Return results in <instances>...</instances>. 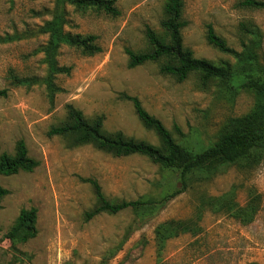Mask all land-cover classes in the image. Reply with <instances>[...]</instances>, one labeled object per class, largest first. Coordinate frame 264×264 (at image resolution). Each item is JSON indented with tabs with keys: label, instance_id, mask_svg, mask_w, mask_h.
<instances>
[{
	"label": "rangeland",
	"instance_id": "obj_1",
	"mask_svg": "<svg viewBox=\"0 0 264 264\" xmlns=\"http://www.w3.org/2000/svg\"><path fill=\"white\" fill-rule=\"evenodd\" d=\"M243 1L184 0L188 22L182 31L184 46L196 58L216 65L229 63L237 78L245 77L243 69L250 68L211 46L207 28L212 25L240 53H246L247 45L251 54L243 58L251 57L253 64L248 75H264V10L244 7ZM56 3L0 0V89H10L8 98L0 99V149L14 155L17 142L24 140L29 156L38 163L33 172L0 175V186L10 191L1 199L0 264H156L155 229L168 220H194L203 228L200 234H181L167 243L168 264H264V161L249 167L229 165L210 180L194 182L144 224L136 221L131 210L86 221V213L98 206V200L84 179L97 180L113 203L158 200L178 189L180 180L178 172L145 156L118 157L95 144L71 148L69 138L49 136L53 126L67 121L68 104L89 120L104 115L108 135L121 131L127 138L159 146V138L144 127L123 95L138 97L178 143L201 150L231 128L233 121L251 114L258 98L254 90L233 80H212L204 87L199 75L191 74L178 81L161 73L165 61L129 68L127 49H150L147 28L167 38L162 27L167 0H117V17L67 5L65 31L96 35L102 51L87 56L63 45L56 61L60 67H72V72L51 73L43 51L49 34L40 28L52 20ZM243 25L256 26L258 35L247 34ZM51 74L60 89L53 99L48 95ZM13 76L31 81L15 87ZM34 79L39 84H33ZM252 191L260 210L249 225L203 204L208 197L229 193L244 205ZM32 208L37 209V236L22 242L29 232L24 227L8 237L20 212ZM125 236L128 242L113 254ZM143 238L148 243L142 247L138 242Z\"/></svg>",
	"mask_w": 264,
	"mask_h": 264
},
{
	"label": "trees",
	"instance_id": "obj_2",
	"mask_svg": "<svg viewBox=\"0 0 264 264\" xmlns=\"http://www.w3.org/2000/svg\"><path fill=\"white\" fill-rule=\"evenodd\" d=\"M116 3L117 0H57L52 20L47 21L40 28L41 32L49 34L48 44L43 48V51L46 54L45 61L50 65L51 73L69 75L72 72V67H60L56 61V56L63 45L77 48L87 56H94L102 51L96 35L74 34L65 31V24L67 23L66 6L92 9L117 17L120 15V10ZM241 5L264 10V1L245 0ZM187 26L188 22L184 19V0H167L165 19L162 22L167 38L165 39L153 29L147 28L146 36L150 49L145 52H135L127 49L129 68L165 61L162 64L161 73L171 75L181 82L188 79L191 74H198L204 87H207L212 80L241 82V88L256 92L258 101L253 112L233 121L232 127L223 131L213 144L201 150H195L178 143L163 122L144 108L138 97L123 95L124 99L133 104L144 127L153 131L159 138V146L147 141L127 138L121 131L108 135L104 132V121L106 119L104 115L89 120L82 111L74 105L68 104L66 107L67 121L59 126H53L49 131V136L69 138L72 141L71 148L95 144L99 149L118 157L145 156L164 169L178 172L180 180L178 189L158 200L147 198L113 203L106 198L97 180L84 179L85 182L92 185L98 200V206L86 213V221H91L103 213L117 215L123 211L131 210L135 213L136 221L144 224L154 219L170 201L187 192L194 182L210 180L229 165L249 167L264 161V75H248L253 66L251 63L252 58H243V56L251 54L250 48L244 45L246 48L245 54L236 51L228 46L227 42L215 32L212 25H208V43L220 52L234 56L250 68L243 69L245 77L237 78L229 63L224 62L221 65H216L209 60L196 58L194 53L184 46L182 31ZM242 28L252 36L259 33L256 26L243 25ZM53 77L51 74L47 80L48 95L51 99L60 91L55 86ZM12 80V85L15 87L28 84L31 81L29 78L19 76H13ZM33 84H39V81L36 80ZM9 92V88L0 89V99L8 98ZM177 130L182 137H185L179 127H177ZM37 166V161L29 156L24 140L17 142L14 155L1 152L0 149V175H17L20 171L33 172ZM9 194L8 189L0 186V209L2 208L1 199ZM203 204L211 207L217 213L227 214V216L244 225L253 223L260 210L258 196L253 191L250 194L249 201L244 205L234 201L229 193L219 197H208ZM36 224L37 209H23L7 236L15 237L22 228L26 227L29 232L24 235L21 241L27 242L37 236ZM202 231V226L194 220H168L159 223L155 229L156 264H168L164 258V251L170 240L179 237L181 234L192 233L197 235ZM127 236L115 250L111 251L113 254L123 249L128 242ZM147 243V239L143 238L138 242V245L143 247ZM250 264L259 263L253 262Z\"/></svg>",
	"mask_w": 264,
	"mask_h": 264
}]
</instances>
